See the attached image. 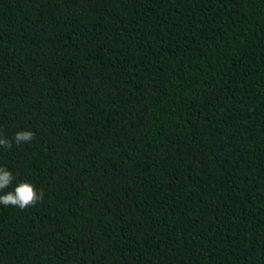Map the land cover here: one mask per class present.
Masks as SVG:
<instances>
[{
    "label": "trees",
    "instance_id": "1",
    "mask_svg": "<svg viewBox=\"0 0 264 264\" xmlns=\"http://www.w3.org/2000/svg\"><path fill=\"white\" fill-rule=\"evenodd\" d=\"M22 130L0 264H264V0H0Z\"/></svg>",
    "mask_w": 264,
    "mask_h": 264
},
{
    "label": "clouds",
    "instance_id": "2",
    "mask_svg": "<svg viewBox=\"0 0 264 264\" xmlns=\"http://www.w3.org/2000/svg\"><path fill=\"white\" fill-rule=\"evenodd\" d=\"M35 139L32 131H18L12 139L0 136V148L10 149L13 144L30 143ZM14 180L13 174L5 167H0V205L5 208L11 206L24 210L35 206L38 202L43 201V191L37 189L28 182H20L10 191L8 189Z\"/></svg>",
    "mask_w": 264,
    "mask_h": 264
}]
</instances>
